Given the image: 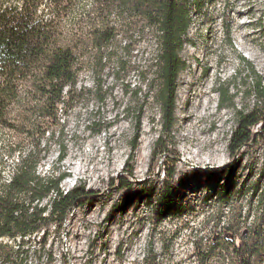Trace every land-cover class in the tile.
Instances as JSON below:
<instances>
[{
    "label": "rangeland",
    "instance_id": "1",
    "mask_svg": "<svg viewBox=\"0 0 264 264\" xmlns=\"http://www.w3.org/2000/svg\"><path fill=\"white\" fill-rule=\"evenodd\" d=\"M202 1L192 12L189 41L180 53L187 67L178 77L167 153L158 143L163 124L157 100L158 31L132 17L123 24L114 12L110 20L117 24L118 36L109 47L112 52L100 60L89 38L91 26L102 21L99 12L92 13L93 0H80L64 19L71 32L66 34L72 40L88 34L89 44L80 49L83 69L74 103L61 106L58 125L46 133L48 150L38 173L45 178L66 173L63 189L84 186L90 193L83 205L74 206L62 228L51 225L46 246L33 236L17 251L18 242L1 238L17 254L14 262L0 264H199L213 232L236 224L242 233L257 220L260 210L252 190L254 184L264 189L262 128L255 127L253 141L235 153L231 138L239 112L258 103L250 95L252 74L260 75L264 84V0ZM220 91L231 99L225 108L220 107ZM203 102L213 114L201 120ZM98 124L101 132L96 131ZM216 136L213 142H201ZM23 139L22 151L27 152L31 142ZM18 140L16 131L0 127L2 181L10 179L21 155L1 151ZM142 143L146 162L139 152ZM184 151L198 156L192 160ZM172 169L169 180L165 172ZM167 182L173 205L158 214L156 200ZM219 190L231 192L224 203ZM236 243H241L239 236ZM222 250L210 256L213 264H219Z\"/></svg>",
    "mask_w": 264,
    "mask_h": 264
},
{
    "label": "trees",
    "instance_id": "2",
    "mask_svg": "<svg viewBox=\"0 0 264 264\" xmlns=\"http://www.w3.org/2000/svg\"><path fill=\"white\" fill-rule=\"evenodd\" d=\"M79 1L0 0V127L14 130L19 135V140L5 145L1 154L12 155L19 151L21 155L10 179L2 181L3 170H0V239L18 242L17 251L28 245L33 236H39L41 247L46 246L51 225L55 223L62 228L74 206L83 205L87 200L85 196L90 193L84 186L68 191L63 189L61 183L66 173L49 178L38 173V165L48 150L46 133L50 134V129L58 125L60 110L74 103L73 92L83 69L80 49L83 44H89L85 40L88 34H77L75 40L71 34H66L71 32L66 29L64 19ZM202 2L93 0L92 13L99 12L102 21L91 26L89 38L97 48L100 60L107 52H112L109 47L118 36V26L110 20L114 12L123 24L132 17L159 33L157 67L161 84L157 100L161 105L163 124L158 143L163 147V153L168 152L167 138L172 135L175 125L178 77L187 67L180 53L189 41L192 12L200 9ZM252 76L254 84L250 95H254L258 103L251 111L238 114V126L231 138L234 153L253 141L255 127L262 128L264 143L263 78L256 73ZM220 94L223 97L220 107L225 108L231 99L228 92L220 91ZM102 130V124H98L96 131ZM24 136L31 142L27 152L22 151ZM64 156L65 149L61 159ZM129 171L132 172V168ZM174 173L175 169L166 170L165 175L170 180ZM125 185L129 187L128 183ZM166 186L156 200L158 214L166 213L173 205L169 182ZM260 189L259 184H254L252 190L260 210L257 220L242 233L236 224L222 232H213L207 238L209 247L199 256V264H213L210 256L219 247L223 248L219 264L264 263V189ZM218 195L219 202L224 203L231 192L219 190ZM45 199L48 202L42 204ZM237 236L241 238L240 244L236 243ZM17 251L8 243L0 242V261L14 262Z\"/></svg>",
    "mask_w": 264,
    "mask_h": 264
},
{
    "label": "bare ground",
    "instance_id": "3",
    "mask_svg": "<svg viewBox=\"0 0 264 264\" xmlns=\"http://www.w3.org/2000/svg\"><path fill=\"white\" fill-rule=\"evenodd\" d=\"M202 109H203L202 111H199V114L197 113L201 120H203L206 116L213 114V113H211V111L207 112L208 104L206 102L202 103ZM199 129H201V131L203 132L205 130V126L204 125L203 126H199ZM217 139H218L217 136L214 137V138L202 137L201 138V142L202 143H208V142H211V141L213 142L214 140H217ZM144 149H145V145L142 143V145L139 148V152H140V156L143 158V161L146 162L147 157H148V153L145 152ZM184 152H186L189 155V158L192 159V160L197 158V156H198V154H196L194 152H190V151H188V152L184 151ZM208 158H209V156H208ZM202 161H204V160H202Z\"/></svg>",
    "mask_w": 264,
    "mask_h": 264
}]
</instances>
